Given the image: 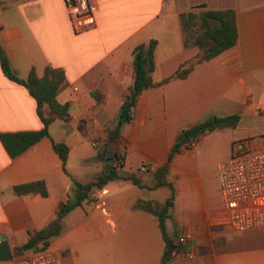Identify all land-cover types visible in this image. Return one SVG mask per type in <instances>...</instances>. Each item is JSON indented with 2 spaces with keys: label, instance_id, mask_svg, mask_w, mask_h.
Segmentation results:
<instances>
[{
  "label": "crops",
  "instance_id": "obj_1",
  "mask_svg": "<svg viewBox=\"0 0 264 264\" xmlns=\"http://www.w3.org/2000/svg\"><path fill=\"white\" fill-rule=\"evenodd\" d=\"M90 2L92 22L75 29L63 0H0V45L10 69L19 78L30 67L38 75L45 65L62 69L55 99L67 106L64 118L48 122V136L15 156L0 142V238L11 254L0 264L35 250L15 246L55 217L58 203L71 196V177L87 182L103 171L107 152L119 155L118 168L133 173L140 185L113 178L92 186L90 198L61 217L60 231L44 246L59 253L61 264H160L164 240L156 215L137 201L163 202L168 183L172 204L165 231L172 237L185 226L193 256L169 257L165 264H235L245 260L240 250L247 248L264 264V229L235 230L213 220L222 212L215 166L229 155L231 140L248 137L254 148L264 145V0ZM193 6L232 8L235 42L193 63L184 76L143 88L131 118L115 129L118 106L133 78L132 47L154 38L151 79L171 74L198 50L183 44L179 22V12ZM94 88L97 99L89 92ZM234 112L233 126L206 130L191 148L182 142L168 158L183 128ZM40 127L34 98L0 69V133ZM50 139L68 147L66 172ZM142 163L146 171L138 170ZM162 164L165 182L153 185V170ZM35 179L43 181L45 195L12 189Z\"/></svg>",
  "mask_w": 264,
  "mask_h": 264
},
{
  "label": "trees",
  "instance_id": "obj_2",
  "mask_svg": "<svg viewBox=\"0 0 264 264\" xmlns=\"http://www.w3.org/2000/svg\"><path fill=\"white\" fill-rule=\"evenodd\" d=\"M179 22L182 32L184 45H195L197 52L190 58L182 61L178 67L169 75L160 80L153 81L150 71L153 68L152 50L154 48L155 39L150 38L146 42H139L131 49V62L133 68V78L126 93L123 95L118 106L114 128L117 129L121 123L131 118L132 106L135 103L138 93L145 87L162 83L172 77H182L191 68L193 63L208 59L221 50L231 46L236 40L235 14L232 8H202L201 6H193L192 8L179 12ZM0 69L3 74L16 82L21 83L28 93L34 98L36 113L41 121V127L37 129H24L10 132L0 133V142L10 157L23 151L33 142L42 136H48L47 124L53 116L64 118L67 114V106L65 103H59L55 99V91L63 79V71L50 65L43 67L42 73L38 75L35 70L30 67L25 78L17 77L8 64L7 57L0 45ZM96 99L100 93L97 89L89 91ZM46 107L47 113L43 111ZM238 119L237 113H229L221 116H212L210 118L199 120L181 130L183 136L181 141L173 143L169 150L168 158L173 151L179 149L182 142L187 143L195 140L198 135L206 130L213 128H221L224 126H233ZM53 150L57 153L61 168L66 172L65 159L68 152L67 145L62 141L50 139ZM107 150L103 149L99 152V156L103 157ZM120 156L116 155L106 166V171H101L94 176V179L87 182H80L71 177L72 187L71 196L57 205L55 217L44 228L29 231L27 239L21 244L15 246V250H23L27 248H38L37 242L40 241L39 248L47 245L51 236L56 235L60 231L61 217L72 207L80 204L85 199L90 198L92 186L100 187L107 180L113 178L130 179L133 183L140 185L139 179L130 172L116 168L115 164L120 163ZM165 164L156 167L153 170V185L164 183L162 178L165 172ZM170 194L163 202H156L148 199L137 201V205L151 211L156 215L158 226L160 228L164 248L161 255L160 264H165L170 257L168 250L172 245V238L166 233L164 227V217L168 216V209L172 204V186ZM15 193L38 192L41 195L46 194V188L41 179H35L27 182L17 183L12 186Z\"/></svg>",
  "mask_w": 264,
  "mask_h": 264
},
{
  "label": "built area",
  "instance_id": "obj_3",
  "mask_svg": "<svg viewBox=\"0 0 264 264\" xmlns=\"http://www.w3.org/2000/svg\"><path fill=\"white\" fill-rule=\"evenodd\" d=\"M75 29L92 22L90 0H63ZM248 137H236L230 142L229 155L215 166L216 183L222 205V212L213 220L235 230L264 229V145L253 147ZM96 146L95 142H92ZM193 140L187 143L191 148ZM118 168V164H115ZM148 166L142 163L139 171ZM168 250L170 257L191 258L192 237L183 225L177 228ZM12 264H61L59 253L42 247L28 254H16Z\"/></svg>",
  "mask_w": 264,
  "mask_h": 264
},
{
  "label": "water",
  "instance_id": "obj_4",
  "mask_svg": "<svg viewBox=\"0 0 264 264\" xmlns=\"http://www.w3.org/2000/svg\"><path fill=\"white\" fill-rule=\"evenodd\" d=\"M111 135H115V131L110 133ZM182 137V136H181ZM116 158V154L115 153H109L107 152L105 157H104V161H105V165H104V169L103 171H106V166L108 165V163L112 160V159ZM96 188V186H95ZM10 248L8 245V242L5 238H0V259H8L10 258Z\"/></svg>",
  "mask_w": 264,
  "mask_h": 264
},
{
  "label": "rangeland",
  "instance_id": "obj_5",
  "mask_svg": "<svg viewBox=\"0 0 264 264\" xmlns=\"http://www.w3.org/2000/svg\"><path fill=\"white\" fill-rule=\"evenodd\" d=\"M252 248H247L244 250H240L241 255H244L245 260H243L242 262L238 263V262H234L235 264H259L261 261H258V257H256V250L252 249ZM25 251H27V249H25ZM259 262V263H257ZM262 264V263H261Z\"/></svg>",
  "mask_w": 264,
  "mask_h": 264
}]
</instances>
